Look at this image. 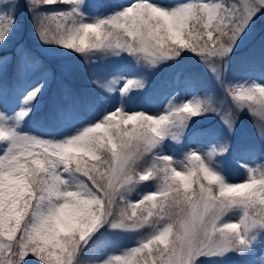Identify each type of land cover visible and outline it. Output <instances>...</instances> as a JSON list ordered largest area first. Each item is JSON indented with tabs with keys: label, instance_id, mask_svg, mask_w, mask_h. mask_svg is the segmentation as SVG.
Wrapping results in <instances>:
<instances>
[{
	"label": "snow or ice",
	"instance_id": "1",
	"mask_svg": "<svg viewBox=\"0 0 264 264\" xmlns=\"http://www.w3.org/2000/svg\"><path fill=\"white\" fill-rule=\"evenodd\" d=\"M20 9L42 45L86 61L110 58L114 67L92 78L103 99L52 107L55 122L75 119L77 104L106 105L57 138L25 130L49 88L47 74L25 75V65L39 61L24 49L0 55V264H252L257 246L264 250V163L243 164L245 179L233 182L227 161L237 113L252 115L264 139V82L228 73L264 0H0L4 52ZM189 54L213 75L230 110L195 91L179 102L172 95L155 115L130 109L146 90L130 65L158 70ZM254 57L240 62L251 66ZM209 114L224 129L197 133L211 137L207 144L185 145L193 119ZM170 142L182 149L179 158L166 150ZM141 184L153 187L133 200ZM108 229L136 233L135 246L105 254ZM89 252L97 254L86 260Z\"/></svg>",
	"mask_w": 264,
	"mask_h": 264
},
{
	"label": "rangeland",
	"instance_id": "2",
	"mask_svg": "<svg viewBox=\"0 0 264 264\" xmlns=\"http://www.w3.org/2000/svg\"><path fill=\"white\" fill-rule=\"evenodd\" d=\"M117 2H122V0H116ZM169 2H173V0H169ZM106 3V2H105ZM28 41L32 42V45L37 52L34 55V58L39 61V65L45 63L50 65V68H47L43 71L42 74H47L49 79V84L53 82V80L59 83L61 89L65 92L66 87L64 86L67 80L75 79L79 76L88 74H92L93 76H99V72L95 69H89V66L83 60H78L75 58H71L70 55H67L63 51L55 48L54 46H44L38 40L36 33L31 32L28 36ZM15 48L12 51H9L6 47L5 52L0 50V55L6 54L9 58L20 49H24L23 42H17L15 44ZM25 50V49H24ZM254 52V64L247 65L241 64L240 59L241 57L249 55V53ZM192 56V54H191ZM264 56V14H258V17L254 20L251 30L247 32V34L239 41V46L234 50V57H233V66L232 71L228 73L229 80H242V79H255L257 81L261 80L264 82V74L260 71V61L261 57ZM189 63H198L197 59L191 57ZM38 65V66H39ZM205 69L206 66L202 65ZM37 66L33 65L32 63H27L25 65V75L26 77L31 79H35L31 77V73ZM208 70V69H207ZM212 78L214 79L213 75L211 74ZM217 83V82H216ZM218 84V83H217ZM219 85V84H218ZM220 87V85H219ZM163 86L161 81H158L156 84H152L150 88L146 87V90H138V94L142 96L143 103H137L130 106L131 110L135 111H147L149 114H157L158 112L162 111L163 106L167 103L168 99L175 95L176 102L183 100L186 96L193 93L194 91L199 94L198 91L193 89L190 86L183 85L179 88H176L172 91L162 92ZM136 95V96H137ZM200 95V94H199ZM223 95V100L221 104L223 107L230 106L229 102H225ZM47 97H41L39 100V108L37 110L38 115H36L28 125L25 126V130H29L34 134H52L55 135L57 138H60L61 135L70 133L74 131V129L79 126V122L83 120L92 119L97 115L100 110H97L91 114L83 115V114H76V118L70 121H51L48 118V114L51 110H49L44 115V121H40L39 118L41 116V110L45 104V100L48 99V93L46 94ZM69 95L65 92L64 98H68ZM111 101L112 104L117 102V97L114 96ZM53 102L58 104V99L53 98ZM63 104H71L70 102H65ZM62 103L60 105H63ZM53 107V106H52ZM231 107V106H230ZM228 111V108L227 110ZM245 114H249L248 112H243ZM238 117V116H237ZM47 121V122H46ZM46 122V123H45ZM196 122V118L193 119V122L190 124L189 128ZM211 126H215L218 130H223L224 126L220 122V118L217 117L215 121H210ZM257 123L256 119L253 117V120L249 122H238L237 130L233 135V147L234 151L228 157V174L233 182H242L246 177V170L242 167L243 164H247L251 167H257L259 164L264 163V160L261 159L264 156V144L262 146L255 145V137H253L257 130L254 129L255 124ZM186 136V134H185ZM206 138V137H204ZM185 145L192 143L195 145L196 143L199 144H207V142L203 141L201 136H197L196 134L191 138L183 141ZM240 145H245L246 148L242 153H237L235 151L236 148ZM169 153L176 152L178 158L182 153V149L176 146L175 142H170L166 149ZM239 159V163L237 160ZM236 162V163H234ZM153 186H146L140 191H135L131 194V198L133 200L139 199V194L144 193L150 190ZM109 232H113V230L105 232V238L109 235ZM129 233V232H128ZM136 243L129 245V247L135 246ZM126 249V248H125ZM102 251L105 254L111 255H119L120 252H109L106 250ZM97 253H88L85 256V259L93 258ZM261 257H264V250L260 246H257L255 252L252 255V264H264V260H261ZM222 264H237V261L234 259L225 260Z\"/></svg>",
	"mask_w": 264,
	"mask_h": 264
},
{
	"label": "trees",
	"instance_id": "3",
	"mask_svg": "<svg viewBox=\"0 0 264 264\" xmlns=\"http://www.w3.org/2000/svg\"><path fill=\"white\" fill-rule=\"evenodd\" d=\"M110 3H115V2H110ZM31 32L35 33L34 30V25H33V20L31 17V14L25 11L24 9H20L19 12L17 13V22L15 24V29L14 32L11 36V39L8 42V45L6 46L8 50L13 49V44L15 43L16 40L22 41L24 38L26 39V43L30 46H32V42L28 41V36ZM34 55V54H33ZM71 58H75L78 60H83L85 63L89 66V69H96L101 76L105 77L108 75V73L112 70L114 67V62L110 58L102 57L99 55L92 56L90 57L87 61L85 60L84 57L82 56H75V55H70ZM191 54L186 56L184 60L180 62L178 65H167V66H162L158 70H152L148 69L144 66H133L130 65V67L135 68L138 70L146 79V86L149 87L152 84H156L158 81H161L164 86V90H172L174 85H179V84H186L189 86H192L194 89H196L201 96L210 94L216 101L218 105L221 104L223 100V89L219 87V85L216 83V80L212 78L211 73L205 69L202 65L198 63H189L188 59H191ZM47 64L45 65V67ZM39 68V71L36 69V74L37 76L41 73V71L44 69L43 65L37 67ZM168 69L172 70L173 72V79L174 75L176 74V80L174 81L172 79L171 73H167ZM94 76L92 74H88L87 76L82 75L79 76L75 79L67 80L64 84L66 87V92L70 94V97H81L85 95H91L93 97H99L100 99L104 98V94H102L96 86L92 83V78ZM55 84V86H54ZM53 87V88H52ZM52 89L55 88V96H59L61 93V89L58 83H53L51 85ZM140 98H133L129 102V106L132 104H135L136 102L140 101ZM225 102H229L226 98H224ZM79 105V104H77ZM83 109L89 111L94 108H100L102 104H96L94 106H83L79 105ZM231 106V103H230ZM224 106V108H228L230 110V107ZM87 107V108H84ZM238 116V122L242 123L251 122L253 120V116L250 114H245V113H237ZM218 116L209 114L205 115L203 117H200L201 119H209V121H214ZM209 129V126H207V129ZM256 129V128H254ZM197 131L203 132L205 131L203 129L202 125H197L196 127ZM218 129H209L208 131H214ZM257 130V129H256ZM255 137V145L260 146L263 144L264 139H261L260 135L256 132V134L253 136ZM145 186H153L152 184H141L137 186V191L142 189ZM111 229H108L107 231H110ZM109 234L112 237V240H109L110 236L107 235L105 238L106 245L104 249H108L110 251H120L124 249L127 245H130L132 243H136L138 239V235L134 232H109ZM93 253V252H89Z\"/></svg>",
	"mask_w": 264,
	"mask_h": 264
}]
</instances>
